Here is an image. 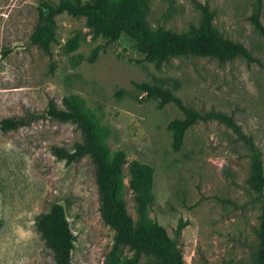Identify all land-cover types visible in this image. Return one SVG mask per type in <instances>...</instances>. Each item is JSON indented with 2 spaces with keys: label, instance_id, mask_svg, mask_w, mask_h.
Segmentation results:
<instances>
[{
  "label": "rangeland",
  "instance_id": "1",
  "mask_svg": "<svg viewBox=\"0 0 264 264\" xmlns=\"http://www.w3.org/2000/svg\"><path fill=\"white\" fill-rule=\"evenodd\" d=\"M144 1L148 26L175 33L196 28L207 7L213 27L256 60L189 54L158 62L136 51L125 35L110 41L85 17L67 13L56 17L54 39L44 46L29 40L39 19L38 0H0V120L42 112L49 99L62 108L77 103L95 122L109 154L124 153L118 194L133 222L129 164L137 160L153 169L148 216L176 241L184 264H258L261 200L248 183L243 141L217 119L199 120L174 150L167 126L185 112L174 103L159 108L157 99L134 85L160 84L188 109L230 116L261 150L264 174V37L249 19L253 0ZM73 38L78 45L70 49ZM81 141L75 124L47 117L0 130V264H55L35 223L53 203L64 206L75 236L71 264H110L114 230L100 217L91 160L67 164L52 151ZM116 264L157 263L125 246Z\"/></svg>",
  "mask_w": 264,
  "mask_h": 264
},
{
  "label": "trees",
  "instance_id": "2",
  "mask_svg": "<svg viewBox=\"0 0 264 264\" xmlns=\"http://www.w3.org/2000/svg\"><path fill=\"white\" fill-rule=\"evenodd\" d=\"M39 19L29 40L32 43L47 46L54 39L56 17L62 13L71 16H83L96 34H101L110 41L125 35L132 47L148 59L158 62L173 56L199 55L212 56L222 61L237 56L247 61H255L250 51L240 42L230 40L218 32L212 25L213 14L204 7L199 25L185 32L175 33L156 27L151 29L145 19L147 5L144 0H38ZM263 0H253L249 19L254 29L264 37V25L261 21ZM77 38H73L70 49L77 47ZM10 49L3 50L4 56ZM96 56L94 49L89 60ZM134 85L148 96L157 99L159 108L167 103H174L185 112L183 118H176L168 123L172 135L174 150L182 147L185 132L199 120L217 119L229 126L241 139L248 150L250 172L248 183L261 200L258 232L262 249L258 264H264V174L262 153L251 135L245 134L241 127L228 115L209 111L201 113L188 109L172 90L160 84L135 82ZM40 117H47L58 122H70L81 131L82 141L71 149L53 146V154L67 164L88 157L95 171V181L99 199L101 220L114 230L109 263L119 262L125 246L134 250L135 257L140 253L153 256L157 264H184L183 256L166 229L153 222L149 216V207L153 201V169L143 162L134 160L129 164V186L134 194L137 220L131 216L119 197V186L124 169L125 156L122 151L109 154L97 131L93 119L77 103L66 102V107L57 105L49 99L42 112H27L20 116H7L0 120V130L7 132L26 126ZM35 223L41 231L47 245L52 249L55 264H71L75 236L67 219L65 208L60 203H53L48 211L36 216ZM182 222L178 223L179 233Z\"/></svg>",
  "mask_w": 264,
  "mask_h": 264
}]
</instances>
